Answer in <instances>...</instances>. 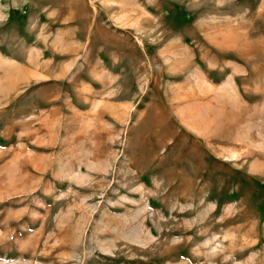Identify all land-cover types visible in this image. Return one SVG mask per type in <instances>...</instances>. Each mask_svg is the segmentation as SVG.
<instances>
[{
	"label": "rangeland",
	"instance_id": "1",
	"mask_svg": "<svg viewBox=\"0 0 264 264\" xmlns=\"http://www.w3.org/2000/svg\"><path fill=\"white\" fill-rule=\"evenodd\" d=\"M0 264H264V0H0Z\"/></svg>",
	"mask_w": 264,
	"mask_h": 264
}]
</instances>
